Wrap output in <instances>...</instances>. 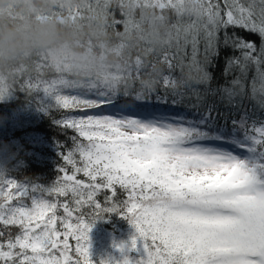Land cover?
I'll use <instances>...</instances> for the list:
<instances>
[{"label": "snow or ice", "instance_id": "snow-or-ice-1", "mask_svg": "<svg viewBox=\"0 0 264 264\" xmlns=\"http://www.w3.org/2000/svg\"><path fill=\"white\" fill-rule=\"evenodd\" d=\"M260 5L256 13L240 0H96L87 6L57 0L49 12L94 29L98 37H107L113 29L119 43L109 51L121 59L135 40L149 45L145 52L171 70L191 46L196 82L230 100L244 96L253 69L249 86L261 81L264 106V0ZM85 7L87 16L81 14ZM117 10L120 20L114 15ZM117 24L123 25L122 32L115 31ZM229 28L257 36L259 45L235 32L229 35ZM201 47L205 66H215L221 47L239 53L224 58L223 75H235L218 89L211 88V73L195 60ZM39 59L52 69L45 58ZM135 64L139 70L140 56ZM129 68L124 59L123 64L108 65L97 78L77 80L57 66L55 78L44 83L42 104L47 106L41 108L83 113L56 124L74 129L86 143L77 141L74 150L61 153L72 166L71 175L58 168L63 175L51 187L39 186L40 196L35 194L38 186H32L30 207L23 202L29 197L28 185L0 173V224L19 229L14 239L0 243V264H92L88 234L105 213H119L134 229L128 242H113L120 258H111V264H264V124L253 127L254 134L246 129L242 138L229 140L214 135L205 120L149 111L148 97L139 93V112L126 107L118 109L125 113L119 117L87 114L116 105ZM164 84L177 87L168 76ZM63 89L82 94H62ZM10 91L13 88L0 77V97ZM228 144L240 152L224 147ZM78 173L89 182L77 179ZM117 186L127 193L121 205L113 202ZM103 190L112 193L105 198L111 207L96 200ZM68 196L71 201L59 202V197ZM86 208L91 209V222ZM60 209L63 215H58Z\"/></svg>", "mask_w": 264, "mask_h": 264}, {"label": "trees", "instance_id": "trees-1", "mask_svg": "<svg viewBox=\"0 0 264 264\" xmlns=\"http://www.w3.org/2000/svg\"><path fill=\"white\" fill-rule=\"evenodd\" d=\"M74 2L87 6L94 4L96 0H74ZM240 2L245 6L252 5L253 10L259 13L260 0H240ZM81 14L88 15L86 7L81 9ZM114 15L117 20L122 19L118 10ZM84 23L87 24V20ZM85 30L87 31L88 28L85 27ZM123 30L122 24L115 26V31L122 32ZM233 32L247 40L255 41L259 45L257 36L241 29H228L229 35ZM106 38L110 47L119 43L113 34V29H108ZM220 39L223 41V31ZM92 42H96L95 38H92ZM130 44L133 46L125 50L123 59L117 56L113 57L112 64H123L124 59H128L130 65V68L123 73L126 80L121 82L120 92L115 97L116 105L92 109L87 114L119 117L125 113L118 109L126 107L131 108L132 112H139L141 110L135 107V104L139 103L135 99L139 93L148 97L149 111L155 110L157 113L172 115L180 114L195 121L205 120L207 127L214 135H223L229 140L242 138L246 129L249 134H254L251 129L264 124V106H261L260 103L261 81L257 79L254 84L249 86L253 77V69H249L245 81L244 96H237L230 100L224 93L218 90L208 92L204 85L196 82L198 73L193 64L191 46L184 50L182 60L170 70L166 65L161 64L155 55L145 52V49L149 47L146 43H136L135 40H132ZM229 55H239V53L221 47L220 55L213 60L215 66L212 67L205 66L202 47L196 53L195 60L211 73V88L218 89L220 85L226 84L235 75V72L227 78L223 75L224 58ZM137 56H140L142 60L139 70L135 64ZM55 75L54 70L50 69L39 57H36L29 63L15 66L10 70V74L4 76L13 91L0 97V173H5L7 179H15L28 185L29 197L24 198L23 202L29 207L31 206L30 196L33 185L38 186L35 194L40 196L39 186L51 187L57 182V178L63 175L58 171V168L63 167L69 175L72 174V166L63 160L61 153L67 155L74 150L77 141L86 143L74 129L56 124L57 120L79 118L83 113L56 107L51 108L50 111L47 108H41L47 106L46 103L42 104V101L46 100L43 93L44 83L50 82L55 78ZM165 76L175 80L177 87L165 86ZM28 85H31L30 89ZM253 88L255 94H253ZM125 90L129 93L127 96L123 94ZM62 94L82 93L80 90L63 89ZM88 98H95V96ZM224 147L233 148L231 144L224 145ZM233 150L240 152L236 148ZM244 154L241 152V155ZM74 158L80 166L78 154ZM77 179L89 182L83 173H78ZM111 195V191L103 190L97 195L96 200L104 207H111V203H105V198ZM45 198L57 199L47 196ZM126 198L127 193L117 186L113 202L121 205ZM58 199L60 203H64L65 200L71 201V196ZM0 202L3 201L0 200ZM90 213L91 209L86 208L85 215L88 222H91L92 219ZM58 215H63L62 209L58 210ZM131 229L134 232L127 219L120 216L119 213H105L104 218L97 219L90 230L93 232L91 236L93 243L89 244L92 264H100L102 259H108L111 264V258L119 259L120 252L113 247V242H128ZM18 232L19 229L15 226L0 224V243H6L9 238L14 239ZM69 243L74 248V241L70 240ZM70 254L72 253L70 252ZM132 254L134 253H130V255Z\"/></svg>", "mask_w": 264, "mask_h": 264}, {"label": "clouds", "instance_id": "clouds-1", "mask_svg": "<svg viewBox=\"0 0 264 264\" xmlns=\"http://www.w3.org/2000/svg\"><path fill=\"white\" fill-rule=\"evenodd\" d=\"M56 3L0 0V77L36 57L45 58L52 70L59 66L77 80L97 78L112 64L116 55L109 51L107 38L51 15L49 10Z\"/></svg>", "mask_w": 264, "mask_h": 264}, {"label": "rangeland", "instance_id": "rangeland-1", "mask_svg": "<svg viewBox=\"0 0 264 264\" xmlns=\"http://www.w3.org/2000/svg\"><path fill=\"white\" fill-rule=\"evenodd\" d=\"M92 233H93V232L90 231L89 234H88V235H89V238H90V239H89V244H90V245H92V243H93L92 238H91ZM130 233H131V235L134 233V232H132V229H131ZM119 252H120V251H119Z\"/></svg>", "mask_w": 264, "mask_h": 264}]
</instances>
